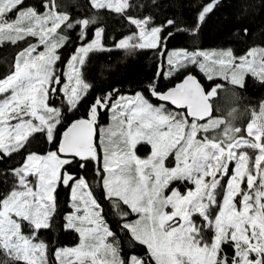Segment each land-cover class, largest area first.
Here are the masks:
<instances>
[{
	"label": "snow or ice",
	"instance_id": "obj_1",
	"mask_svg": "<svg viewBox=\"0 0 264 264\" xmlns=\"http://www.w3.org/2000/svg\"><path fill=\"white\" fill-rule=\"evenodd\" d=\"M219 2L202 4L191 27L182 29L173 19L156 25L151 16L131 14V0H89L95 12L122 15L135 28L109 48L104 28H93L95 14L74 19L59 0H42V11L24 7L25 0H0V46L27 44L0 78V162L22 158L0 170V184L8 185L0 192V264H47L48 245L37 234L51 227L61 185L70 188L72 209L64 226L79 234V244L57 249L59 264H264V104L239 126V94L225 87L242 88L249 73L264 82V48L242 56L231 49L165 52L167 69H158L157 78L196 66L209 81L224 83L206 88L188 72L166 91L155 80L148 85L158 105L143 92L124 96L114 89L71 118L93 87L82 71L90 53L160 51L174 35L168 29L197 34ZM73 29L80 44L61 72L58 50ZM105 112L111 124L99 127ZM41 140L51 150L33 151ZM141 143L151 148L145 158L137 155ZM169 156L175 166H168ZM73 165L83 174L74 175ZM174 182L194 188L181 192ZM95 183L118 217L116 230L94 195ZM118 232L145 254L123 257Z\"/></svg>",
	"mask_w": 264,
	"mask_h": 264
},
{
	"label": "trees",
	"instance_id": "obj_2",
	"mask_svg": "<svg viewBox=\"0 0 264 264\" xmlns=\"http://www.w3.org/2000/svg\"><path fill=\"white\" fill-rule=\"evenodd\" d=\"M42 0H25L24 7L32 6L40 9ZM63 5V10L69 12L72 18H81L93 14L99 17L98 24L95 27L104 28V43L112 48L114 41L129 35L135 31L134 26L130 25L122 15L101 10L95 12L89 4V0H59ZM136 5L130 11L137 17L151 16L156 25L164 23L167 19L177 21L182 29L191 27L200 6L207 3L208 0H131ZM247 29V35L244 30ZM172 38L165 40V47L160 51L153 49L137 50L135 52H126L125 50L113 49L111 51L90 53L84 68L82 69L84 78L93 85L85 101L82 102L78 116L83 115L88 105L97 95H103L118 90L120 95H134L136 92H143L154 103L159 104L148 92V85L154 80L157 87L164 91L178 82H180L188 72L196 75L206 88L218 83H224L217 77L209 81L196 66H190L188 71H181L172 77L165 78L163 75L157 78L158 69L163 67L167 69L164 53L172 49L192 50H223L231 49L236 56H242L249 49L264 47V0H220L216 8L207 15L205 21L200 25L197 34L192 35L188 31L175 32ZM70 37V42L58 50L61 60L58 62V68L61 72L66 68V64L71 54L79 46L77 39L78 29L66 30ZM92 37V31H89V38ZM29 42L35 43L36 38H27ZM25 42H20L16 46L5 43L0 46V78H3L9 72V66L15 53L21 47H26ZM225 87L236 91L239 94V101L235 107L238 115L235 123L239 126L245 125L252 119V113L259 114L262 104H264V82L252 74H246L244 86H231L225 84ZM215 114V113H214ZM110 122V113L102 114L99 121V127L107 125ZM99 131V128H98ZM99 136V133H98ZM143 144L138 145L137 150L142 155ZM33 151L41 153L51 150V146L42 140L34 143ZM148 150V146L146 147ZM22 162L20 156H14L10 160L0 162V170L10 166L18 165ZM74 175H82L83 170L73 165L71 169ZM90 177H94V170L89 172ZM98 181V177L95 178ZM225 183V180L223 181ZM173 186L184 191L187 187L186 182H174ZM7 184H0V192L7 191ZM103 189L99 183L94 184V195L102 202L104 216L109 225L116 230L118 217L114 215L110 203L103 197ZM58 209L55 214L51 227L41 229L37 234V239H41L48 245L47 264H59L55 256L58 248L72 246L79 242V234L74 230L65 228L64 217L72 211L69 205L70 188L61 185L57 188ZM123 210H127L124 208ZM130 215L129 219H134ZM120 237L121 255L127 258L130 255H143L145 249L143 246L133 244L126 232H118ZM3 256L0 255V261Z\"/></svg>",
	"mask_w": 264,
	"mask_h": 264
},
{
	"label": "rangeland",
	"instance_id": "obj_3",
	"mask_svg": "<svg viewBox=\"0 0 264 264\" xmlns=\"http://www.w3.org/2000/svg\"><path fill=\"white\" fill-rule=\"evenodd\" d=\"M11 16H12V18H15V13H12V14H10ZM35 43H36V41H35ZM261 48H264V47H256V49H261ZM38 50H43V46H41L40 47V49H38ZM173 50H179V49H172V50H169L167 53H170L171 51H173ZM223 50H226V49H223ZM204 51H213V50H204ZM66 70V68L64 69V71ZM205 77H206V74L205 73H203V72H201ZM246 76V75H245ZM207 78V77H206ZM135 95V94H134ZM124 96H133V95H124ZM0 98H2V97H0ZM158 105V104H157ZM168 107L169 108H171V106L170 105H168ZM111 124V119H110V122L107 124V125H104V126H102L103 128H106V127H108L109 125ZM237 124V123H236ZM238 125V124H237ZM141 144H143L144 146H142L143 148L141 149L142 150V152H144L142 155L140 154V152L137 150V155H139L141 158H145L146 156H148L149 154H150V151H151V148H150V145H147V144H144V143H141ZM140 145V144H139ZM148 146V150L149 151H146V147ZM137 147H138V145H137ZM249 155L250 156H252L253 158H254V156H255V153L253 152V151H249ZM167 164H168V166H175V159H174V157L173 156H169V158H168V161H167ZM234 168V162L232 163V164H230V173H231V171H232V169ZM227 179H228V177H225L224 178V180H225V183H226V181H227ZM224 180H222L221 181V183L223 184V181ZM186 185H187V187H186V189L184 190V191H181L178 187H176V186H174V187H176V188H178L181 192H185L187 189H189V188H194V185H192L191 183H189V182H186ZM136 217H134V219H135ZM37 240H40V241H42L41 239H37ZM44 242V241H43ZM79 244V242L77 243V244H75V245H72V246H65V247H61V248H71V247H75V246H77ZM58 249H60V248H58ZM123 256V255H122ZM58 261V260H57ZM58 263H59V261H58Z\"/></svg>",
	"mask_w": 264,
	"mask_h": 264
},
{
	"label": "water",
	"instance_id": "obj_4",
	"mask_svg": "<svg viewBox=\"0 0 264 264\" xmlns=\"http://www.w3.org/2000/svg\"><path fill=\"white\" fill-rule=\"evenodd\" d=\"M192 75H193V74H192ZM194 76H196V75H194ZM196 78L199 80V78H198L197 76H196ZM182 80H183V79H182ZM182 80H181V81H182ZM181 81H180V82H181ZM199 81H200V80H199ZM180 82H178V83H180ZM200 82H201V81H200ZM178 83H177V84H178ZM201 84H202V86L205 87V85H204L202 82H201ZM175 85H176V84H175ZM175 85L172 86V87H175ZM172 87H170V88H172ZM168 89H169V88H168ZM168 89H166V90H168ZM166 90H164V91H166ZM153 98L156 99L155 97H153ZM159 102H160V101H159ZM160 103H162V102H160ZM170 106H171V105H170ZM171 107H172V106H171ZM98 133H99V131H98Z\"/></svg>",
	"mask_w": 264,
	"mask_h": 264
}]
</instances>
